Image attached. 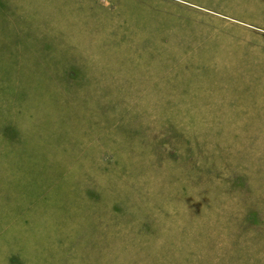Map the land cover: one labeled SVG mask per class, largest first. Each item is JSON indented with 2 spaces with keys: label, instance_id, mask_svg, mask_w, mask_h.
Masks as SVG:
<instances>
[{
  "label": "rangeland",
  "instance_id": "obj_1",
  "mask_svg": "<svg viewBox=\"0 0 264 264\" xmlns=\"http://www.w3.org/2000/svg\"><path fill=\"white\" fill-rule=\"evenodd\" d=\"M191 1L0 0V264H264V41Z\"/></svg>",
  "mask_w": 264,
  "mask_h": 264
},
{
  "label": "crops",
  "instance_id": "obj_2",
  "mask_svg": "<svg viewBox=\"0 0 264 264\" xmlns=\"http://www.w3.org/2000/svg\"><path fill=\"white\" fill-rule=\"evenodd\" d=\"M191 3L199 7L208 5V11L215 17L219 15L231 23L240 25L242 35L254 34L264 41V0H193ZM243 40L245 39H242V42ZM249 46H251L249 47L251 55L255 53L257 58H261L264 54L263 45ZM261 48L263 49L260 50Z\"/></svg>",
  "mask_w": 264,
  "mask_h": 264
}]
</instances>
